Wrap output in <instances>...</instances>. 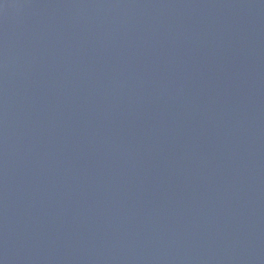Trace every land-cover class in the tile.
<instances>
[{"label": "water", "instance_id": "water-1", "mask_svg": "<svg viewBox=\"0 0 264 264\" xmlns=\"http://www.w3.org/2000/svg\"><path fill=\"white\" fill-rule=\"evenodd\" d=\"M0 264H264V0H0Z\"/></svg>", "mask_w": 264, "mask_h": 264}]
</instances>
